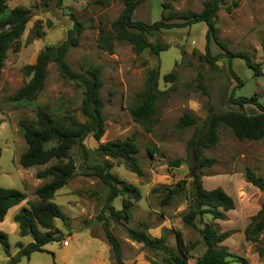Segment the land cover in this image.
<instances>
[{"label": "rangeland", "instance_id": "obj_1", "mask_svg": "<svg viewBox=\"0 0 264 264\" xmlns=\"http://www.w3.org/2000/svg\"><path fill=\"white\" fill-rule=\"evenodd\" d=\"M168 1L175 9L191 8L198 10L202 0H143L132 10L131 18L151 22L159 19L161 2ZM8 6L21 4L30 9V18L25 23L20 35L17 49L8 47L3 64L0 67V186L13 187L23 191L25 199L33 200V188L41 182L34 172L46 163L22 167L18 164L19 153L25 142L17 122L34 118V104H19L9 96L19 87L26 76L21 66L34 60L37 51L47 43H55L64 37L71 25L69 12H73L84 23L79 41L68 48L66 60L75 69L87 64L100 66L101 87L99 94L104 101L102 114L104 131L98 141L114 137L133 135L138 146L137 159L142 169L141 175L128 170L125 165L108 155L109 170L118 177L135 185L140 192L138 199H132L130 216L123 223L133 226L139 219L148 223L147 232L159 235L164 232L166 242L175 247L174 230L181 232L185 241L193 239L198 243L190 249L187 264H193L196 256L204 246L198 232L202 219L195 220V226L184 225L181 214L189 203L188 165L185 161L175 167L166 165L167 158L179 156L184 158L185 140L192 127L172 130L170 124L183 111H189L201 124L207 107L219 111L228 108L254 112L256 103L245 102L239 105L230 100V96H248L254 94L255 100L264 103V53L260 43L264 42V0H238L230 11L220 7L215 15L214 25L217 35L227 41L231 49H245L253 62H258L260 74L254 75L239 55L228 57L222 48L213 40L208 42L209 52L215 56L214 67L204 61L200 53L204 51L206 23L202 19L191 21L188 25L170 27L149 36L167 42L168 46L150 53L147 50L135 53L126 41L114 40L111 51L97 47L95 38L99 23L108 25L120 8V0H105L97 3L94 0H7ZM230 3V0H224ZM37 21L40 36L31 32ZM148 67L158 68L159 93L156 100L158 121L150 131H144L127 112L126 105L136 99L135 92L143 85L145 71ZM197 68L202 70L203 82L207 93L201 89L185 85L190 81ZM173 69L176 79L172 82L175 88L166 89L171 83L163 81L162 74ZM80 88L70 80L63 79L55 65L49 62L44 84L34 102L45 105L54 115L69 112L81 120L78 112ZM85 144L92 148L96 140L90 135L84 138ZM154 145L152 153L147 147ZM207 155L216 157L210 166H204L201 176L202 185L210 188L221 186L234 200V207L224 212L223 218L208 220L217 230L229 229V235L221 241L237 257H230L229 264H264V254H259L256 246L264 242L250 241L244 238L243 228L249 216L264 200V190H259L245 180L243 166H251L256 173L264 176V135L258 139H238L225 126L218 128L217 141L204 149ZM71 155L76 166V173L52 197L65 218H53V224L59 233L56 239L45 242L43 250L30 252L28 258L21 256L15 264H113L111 251L104 239L99 222L94 216L100 210L106 186L98 177L83 174L77 147H72ZM179 178H185L184 192L169 204L160 205L163 194L155 187L171 185ZM116 195L111 204L120 207ZM26 202H24V205ZM111 231L121 244L122 258L134 260L137 264H151V259H160V253L141 246L140 242L126 236L120 224L109 221ZM9 251L15 252V241L25 242L28 235L21 236L17 228L9 231ZM5 254L0 247V264Z\"/></svg>", "mask_w": 264, "mask_h": 264}, {"label": "trees", "instance_id": "obj_2", "mask_svg": "<svg viewBox=\"0 0 264 264\" xmlns=\"http://www.w3.org/2000/svg\"><path fill=\"white\" fill-rule=\"evenodd\" d=\"M7 0H0V67L3 64L5 52L8 47L17 49L20 45V35L25 23L30 18V9L21 4L8 6ZM103 3L105 0H94ZM122 7L108 25L99 23L95 42L100 49L111 51L114 40L126 41L135 53L147 50L150 53H158L168 46L167 42L158 38H149L160 30L188 25L191 21L202 19L206 23L204 51L201 58L210 67H214L215 56L209 52L208 42L213 39L230 57L239 55L247 66L252 68L253 74H260L258 62L251 60L250 54L245 49H231L227 41L217 35L214 25L215 15L220 7L230 11L236 6L238 0H202L198 10L191 8L175 9L168 1L161 2L159 19L151 22L131 18L133 8L142 0H120ZM71 25L67 28L63 38L55 43L44 44L35 54L34 60L21 66L26 76L24 82L9 96L11 100L19 104H34V118L19 120L17 122L25 142L24 149L19 153L17 162L22 167L46 163L34 172V176L41 178L33 188L35 198L27 200L26 206H21L12 215L16 222L18 234L28 235L26 242L15 241V252L9 251L8 235L0 229V247L6 259L2 264H15L21 256L28 258L30 252L43 250L42 245L58 237L59 230L53 224V218H65V214L58 205L52 201L54 191L65 184L75 173L76 166L71 155L72 147H77L83 170V174H91L99 178L106 186L100 210L94 216L99 222L102 235L109 245L113 264H137L134 260L126 261L122 258L121 244L109 227V221L120 224L131 240L140 242L141 246L160 253V259H151V264H187L186 259L198 240L185 241L179 230H174L175 247L166 242L164 232L159 235H151L147 232L148 223L139 219L133 226L125 225L130 216L132 199L140 197L139 189L118 177L109 170V162L104 157L108 155L134 172L142 174L141 166L137 159L138 146L133 135L114 137L98 141L104 131V117L102 114L103 99L99 94L101 87L100 66L87 64L80 69L73 68L66 60V52L69 47L75 46L84 27V23L73 12L68 13ZM34 35L40 36L42 31L38 29L35 21L31 27ZM264 53V42L260 43ZM52 62L59 75L70 80L80 88L81 96L78 104V112L81 120L69 112L54 115L45 105L35 103L34 100L40 92L47 73V65ZM163 81L171 82L166 89L172 90L175 84L176 72L171 69L162 74ZM202 70L197 68L193 78L185 82V85L195 89H201L207 93L203 82ZM164 92L158 87V68L148 67L145 71L142 87L135 92L136 99L126 105L130 117L138 123L144 131H150L158 121L156 100L159 93ZM232 102L242 105L245 102L256 103L258 109L254 112L228 108L215 111L210 106L201 124L197 123L195 116L189 111L183 110L170 124V129L178 130L191 126L192 130L185 140L184 158L175 156L166 159L168 167H175L185 161L188 165L189 203L181 214L184 225L195 226V220L202 219L198 232L203 243V250L196 256L193 264H229L230 257H237L221 243L229 233V229L217 230L210 221L203 220L208 214L211 218H223L224 212L234 207V200L221 186L216 185L206 188L202 185L201 176L203 167L212 165L216 157L204 153V149L213 145L218 139L220 125L227 127L238 138L258 139L264 135V103L255 100L254 94L248 96H230ZM90 135L97 142L90 148L84 138ZM154 145L147 147L148 153H152ZM243 175L246 181L264 190V176L245 164ZM185 178H179L171 185H161L155 190L163 192L159 199L160 205L169 204L174 198L185 190ZM120 199V207H114L111 200L116 195H124ZM26 194L13 187L0 186V220L7 209L19 203ZM244 238L250 241L264 238V200L259 203L256 211L249 216V221L243 228ZM259 254H264V242L256 246ZM245 264V259L239 257Z\"/></svg>", "mask_w": 264, "mask_h": 264}, {"label": "crops", "instance_id": "obj_3", "mask_svg": "<svg viewBox=\"0 0 264 264\" xmlns=\"http://www.w3.org/2000/svg\"><path fill=\"white\" fill-rule=\"evenodd\" d=\"M143 1V0H142ZM27 199H22L19 203L12 205L11 207H9L6 211V213L4 214L3 218L0 220V229L5 231L7 234L9 233V231L14 230L15 228H17L16 222H14L12 220V215L14 212H16L21 206H26L27 205ZM24 202H26V204L24 205ZM18 232V229H17ZM24 236V235H22ZM28 241V240H27ZM26 242V241H25ZM6 259V256H5ZM4 259V260H5ZM3 260V261H4Z\"/></svg>", "mask_w": 264, "mask_h": 264}]
</instances>
